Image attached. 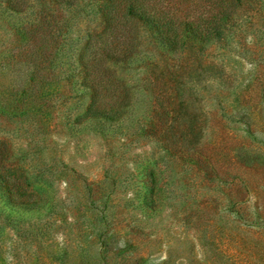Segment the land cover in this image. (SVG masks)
<instances>
[{
	"label": "rangeland",
	"instance_id": "rangeland-1",
	"mask_svg": "<svg viewBox=\"0 0 264 264\" xmlns=\"http://www.w3.org/2000/svg\"><path fill=\"white\" fill-rule=\"evenodd\" d=\"M24 1L0 0V264H264V0L184 48L121 19L107 120L85 115L100 1Z\"/></svg>",
	"mask_w": 264,
	"mask_h": 264
},
{
	"label": "trees",
	"instance_id": "trees-1",
	"mask_svg": "<svg viewBox=\"0 0 264 264\" xmlns=\"http://www.w3.org/2000/svg\"><path fill=\"white\" fill-rule=\"evenodd\" d=\"M58 3H66L69 6H74L78 0H56ZM99 11L103 21L105 22L108 32L106 35L97 34L91 36V40L95 41L98 45V50L94 52V63L90 67L95 66L96 70L91 80L94 82L96 79L97 88L91 89L92 101L88 106L86 116L93 115L98 118L107 120L111 119L113 115L119 112V105L115 107L112 105L110 109H106L104 106H96L97 100L99 103L103 101L100 99L101 95L111 94L115 101H118L120 92L115 88L116 85L112 77H107L106 70L101 66L99 55H105L106 57H117L125 54L127 49L120 48L118 42H122L121 36H127L122 34L123 27L121 26V19L131 21L132 19L141 20L150 29L158 30L161 40L169 46L180 45L185 47L187 40L208 41L215 37H220L223 33L224 25L230 20V18L236 13V7L240 6L243 0H203L206 5L204 9L195 8L189 3L185 5L181 2L172 3L170 0H99ZM14 5L25 3L24 0H14ZM18 6H16L17 8ZM117 20V22H116ZM29 27H23L19 24H15L14 30L17 36V41H20V45L33 42L31 40L32 34L29 31ZM110 43V48L107 44ZM118 43V44H115ZM114 44V46L112 45ZM132 52V50H130ZM87 54L83 51L79 54L80 65L82 68L88 69ZM74 58L73 53L65 52L62 49H57L49 59V68L57 66L61 63V67L67 63L70 64V60ZM122 58V57H121ZM102 62V60H101ZM102 67V68H101ZM106 76V78H105ZM105 78V79H104ZM120 84V83H119ZM115 86L113 88L112 86ZM86 88H93V83L88 84L86 81L83 83ZM24 90L16 89L14 91V101L19 102L24 96ZM104 103V101H103ZM17 107V105L15 106ZM124 106H121L123 108ZM111 110V111H110ZM112 112V113H111ZM113 119V118H112ZM150 175L154 176V172ZM8 175H6L7 177ZM0 173V182L5 178ZM0 189L5 191V201L14 203L12 196H9V187L0 183ZM15 191V190H14ZM18 196H24L25 191H21L16 188ZM15 200V199H14ZM7 225V223H6Z\"/></svg>",
	"mask_w": 264,
	"mask_h": 264
}]
</instances>
